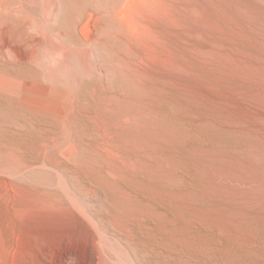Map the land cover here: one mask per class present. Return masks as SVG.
<instances>
[{
    "label": "rangeland",
    "instance_id": "374dc122",
    "mask_svg": "<svg viewBox=\"0 0 264 264\" xmlns=\"http://www.w3.org/2000/svg\"><path fill=\"white\" fill-rule=\"evenodd\" d=\"M25 1L0 0V76L20 86L0 85V264H89L86 256L102 264L100 251L114 253L96 240L97 226L152 264H262L242 249L218 252L210 216L241 88L253 95L264 86V0H52L51 16L46 0ZM94 34L99 41H87ZM37 38L77 51L72 64L57 69L59 56L46 48L37 52H47L45 62L32 60ZM50 67L59 80L45 75ZM34 84L54 87L46 96L58 98L73 88L72 123L113 137L100 144L85 137L89 145L60 157L41 130L63 124L32 106ZM3 107L32 118L35 132L8 125ZM9 146L37 163L9 172ZM59 173L86 211L63 190ZM251 224L264 235L261 216Z\"/></svg>",
    "mask_w": 264,
    "mask_h": 264
},
{
    "label": "bare ground",
    "instance_id": "6f19581e",
    "mask_svg": "<svg viewBox=\"0 0 264 264\" xmlns=\"http://www.w3.org/2000/svg\"><path fill=\"white\" fill-rule=\"evenodd\" d=\"M44 3H46V6L44 7L45 10L43 9L44 13L46 11L48 13V16H49L52 13V11L54 10V7L56 8V6H54L55 3H53L52 0H46ZM19 4L21 5V3H19ZM123 10L124 9H122V12H123ZM26 12H28V11H26ZM42 13H43V11H42ZM88 13H90V12H87V14ZM88 21H85L82 23V31H86L88 29L87 28V26L89 24ZM43 24H45V23L43 22ZM45 27L47 28V26H45ZM103 30H104V28H103ZM99 39H100L99 35L94 34L93 37L91 38V40L89 39L87 41L95 43V42H98ZM52 42H54V41H52ZM56 43L57 44H52L43 38H37L36 39V48H35V49H37V51H35L32 54V57H31L32 60H34L36 62H41V61L45 62V61H43V59L45 57V59L47 60V58L45 56L47 52L44 51V52H46L45 54H44V52H42L44 55L42 54V56L40 57L38 54L39 53L38 49L40 48V50H42L43 48H46V50L48 51V54H50L51 56H54V55L59 56L57 61H58V65H60V66H57V69H59V68L61 69L64 65L70 66L75 59V54L73 52H77V51H73L71 48L69 51H67L66 48L61 45V43H60V45H58V42H56ZM87 46H90V45H87ZM34 47H35V45H34ZM90 50H91V48H90ZM85 53L89 54L90 52H85ZM78 54H76V55H78ZM55 56H54V58H55ZM84 56H85V54H84ZM88 59H89L88 57H85V59L83 60V63L89 65L90 62L87 61ZM49 65H50V63H49ZM94 66H96V65L94 64ZM260 66H262V65H260ZM87 67H89L87 70H88V73H90L93 68L91 69L90 66H87ZM45 69L48 70L47 68H45ZM89 69H90V72H89ZM84 70H86V68ZM258 72H260V71H258ZM258 74H260V73H258ZM45 75L47 77L51 78L52 80H54V79H56L57 72L54 70V67H53V69L51 68L47 72H45ZM67 78H69V77H67ZM250 83L252 84V82H250ZM250 83L248 85H250ZM243 84H245V83H243ZM261 84H263V83H261ZM261 84H260V86H262ZM0 85L6 86L8 88L20 87L17 83H15V81H12L8 77H5V76H0ZM254 85H256V83ZM33 86H34V91H35L36 95L30 96L28 94V96L31 97L30 102H31L32 106H35L37 109H41V110L53 111L58 116L59 121H61L63 124L61 129H57V128L52 127L51 125H48V126L42 128V130H41V133L43 134L44 138H46L45 139L47 141V142L45 141L46 144L51 139L56 141L55 145L58 147L59 153L61 155L60 157L63 156V157H65V159L71 158L72 154L78 148H80L82 144L83 145L86 144L85 142L88 141L87 138H90V140H92L91 142L96 141L97 143L100 144L101 139H103V138L104 139L105 138L110 139L111 137H113V136L108 134L109 130H107V131L104 130L103 132L98 131V130L95 131L94 129L89 128L85 124H83V126H81V128L79 129L80 126H75V124L72 123L69 114H70V112H72L74 110V105H75V104L73 105V98L75 96L73 97V91H71L73 88L70 90V94L67 93L64 96L58 98V97L46 96L47 91L52 90V89L54 90V87L40 86L38 84L37 85L34 84ZM251 87L254 88V86H252V85H251ZM255 89H254V91H255ZM233 91H234L233 94H236L238 92V90L235 87H234ZM249 93H251V92H250V89H248L247 85L243 86L241 88V94L239 92V94L241 95V108H240L241 111H240V116H239L240 119L237 117L238 115H236V113L234 111L235 109H233L234 112H233V116H232V127L231 128H232V135H233L234 140H233V145H232L231 150H230V157L228 160V162H229L228 169L224 173H221L220 169L217 170V180L218 181L221 180V181L218 182L217 186H216V190L214 193V196H215L214 197L215 198V200H214L215 206L214 207L215 208H214V212H212L213 213L212 216H210L212 218H210V217L209 218L211 219V222H212L211 227L213 228L212 229L213 230L212 236L214 238V245H215V248L218 252H222V253L225 252V256H229V255L231 256V251L233 249L234 250L242 249L250 257L253 255L255 257L259 256L261 258L262 264H264V235L260 236V237L256 236V233L254 232L253 227H252V224L254 222L251 224V219H253L254 217L261 216L262 219H264V86H262L261 88L256 90L254 93L252 92L253 95H250ZM67 98L69 99V101H68L69 103L66 102ZM234 98H236L235 95H234ZM76 101H77L76 102V104H77L78 100H76ZM76 106H78V104ZM7 109L8 108H6V110ZM4 110H5V108H4ZM6 110L4 112L5 116H6L5 122H7L8 125L10 123H14V124L16 123V125H19V127L23 128L24 130H30L29 132H31V130L33 129L34 130L33 132H35V128H34L35 127V121L32 118L22 117L15 112H14L15 114H13L12 113L13 111L11 112L9 110L10 112H6ZM76 110L77 109L75 108V111ZM76 118H79L78 115L76 116ZM72 124L74 125V128H73ZM79 124H81V123H79ZM38 127H41V126H38ZM17 128H18V126H17ZM104 128H106V127H104ZM122 130H123V128H122ZM17 131H18V129H17ZM26 132H28V131H26ZM110 132H112V131H110ZM3 136H4V134H3ZM238 136H240V142L239 143L237 142ZM85 137H87L86 138L87 141L85 140ZM1 139H3V138H0V141H1ZM4 139H6V138H4ZM7 142H8V140H7ZM94 144H95V142H94ZM94 144H90V146L94 145ZM88 145H89V143H88ZM20 154H21V151L18 147L9 146L8 148L5 149V158H6L5 167L9 170V172H11L13 174L20 172L23 168L27 167V166H25L26 161L24 162V160H25L24 157L22 158V156H20ZM67 161L68 160H66V162ZM27 162L29 163V164H26L28 166H31L32 164L37 163L35 161H29V160ZM66 162H64V163H66ZM43 164H44V162H43ZM42 166H44V165H42ZM217 166H219V165H217ZM57 177H58L57 180L59 181V184L62 185L63 190L69 195V198L72 200V202L78 208H81L84 211H86L87 209L84 205L85 201L82 202L81 199H79L77 197L78 195H76L71 190V188L67 184V181H66L65 177L62 175V173ZM55 181H56V178H55ZM75 192H77V191H75ZM126 195H128V194H126ZM129 195H130V193H129ZM99 202H101V201H99ZM146 202L147 201H145V203ZM151 204L153 205V203H151ZM100 206H101V204H100ZM163 212H165V211H163ZM88 216L90 219L93 220V217L91 215H87V217ZM258 219L260 220V218H258ZM259 224H261V223H259ZM257 225H258V223H257ZM101 227L102 226H100V228H99L97 226L96 229L94 228L95 234L97 237L96 240H98V243H100L101 245H103V246L105 245L107 247L105 249H108V250L110 249V251H112V253H114V255H111V254L107 255V252L104 253V252L100 251L99 252L100 258H99V256H98V258H99V260H102V262H103L102 264H152V263H148L146 261L144 262L139 257L135 256L134 255L135 253H133V251H131L132 249L130 250L129 247L122 244V242H120L121 240L118 241V239H116L115 236L111 237V234L108 231H106V229H103L104 227L103 228H101ZM260 232L261 231L258 230V233H260ZM133 236H134V234H133ZM93 238H95V237H93ZM207 241H208V239H207ZM207 244H208V242H207ZM133 245L135 246L134 248H136L135 250H137V246L135 245V243L132 244V246ZM147 246H148V244H147ZM163 250L164 249L162 247V251ZM208 253H209V251H208ZM236 255H237V253H236ZM84 256H85V254H84ZM85 258L87 259V260L85 259L86 263L96 264V263H94L95 261H93L94 260L93 257H87L86 256ZM164 258H166V257H164ZM164 258H162V259L164 260ZM97 261H98V259H97ZM199 261H201V260H199ZM195 263H198V262H195ZM217 263L221 264V261L218 260ZM232 263L233 262H231V264ZM161 264H175V263L167 260V263L161 262Z\"/></svg>",
    "mask_w": 264,
    "mask_h": 264
}]
</instances>
